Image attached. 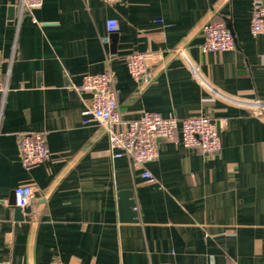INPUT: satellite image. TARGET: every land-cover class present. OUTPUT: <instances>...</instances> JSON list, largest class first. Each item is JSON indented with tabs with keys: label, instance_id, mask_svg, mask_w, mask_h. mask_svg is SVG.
<instances>
[{
	"label": "crops",
	"instance_id": "1",
	"mask_svg": "<svg viewBox=\"0 0 264 264\" xmlns=\"http://www.w3.org/2000/svg\"><path fill=\"white\" fill-rule=\"evenodd\" d=\"M17 1L0 0V264H264V112L211 97L175 51L183 47L219 90L264 99V34L249 31L254 0H43L19 21ZM209 21L231 30L233 49L200 50ZM146 51L163 59L136 83L125 56ZM108 68L124 119L203 114L218 122L221 149L205 155L159 139L145 164L152 182L112 157L104 130L83 121L91 95L80 89L84 74ZM30 131L46 133L49 157L26 168L17 136ZM23 184L33 198L16 211ZM123 190L135 221L120 219Z\"/></svg>",
	"mask_w": 264,
	"mask_h": 264
},
{
	"label": "built area",
	"instance_id": "2",
	"mask_svg": "<svg viewBox=\"0 0 264 264\" xmlns=\"http://www.w3.org/2000/svg\"><path fill=\"white\" fill-rule=\"evenodd\" d=\"M42 1L18 0V21L23 12L31 13L33 8L41 6ZM103 1L111 4L125 0ZM106 27L109 33L115 32L116 20L107 19ZM201 29L203 42L199 48L202 52L231 50L235 47L233 34L225 24L209 21L205 22ZM249 31L252 35L264 34V0L253 2ZM107 41L108 36L102 38V42ZM175 51L183 57L191 75L211 97L240 106L256 115L264 112V99L243 98L219 90L205 80L195 62L185 58L183 47L178 46ZM162 59L160 51L132 52L125 56V64L131 78L139 83L150 65L161 62ZM80 89L91 95L88 106L82 111L83 121L94 122L100 126L107 134L111 156H125L134 167L143 169L142 176L150 182L154 181V177L145 169V164L158 156L159 139L175 141L179 138L184 147L197 149L205 155H213L221 149L222 142L215 120L203 114L180 118L172 114L162 115L156 111H144L136 119H124L117 102L116 76L109 68L100 73L84 74ZM6 91V82L0 76V92L4 94ZM17 148L20 162L26 168L49 157L46 133L43 131L19 134ZM14 195L15 204L18 207H25L33 198L32 186L18 185L14 188Z\"/></svg>",
	"mask_w": 264,
	"mask_h": 264
},
{
	"label": "water",
	"instance_id": "3",
	"mask_svg": "<svg viewBox=\"0 0 264 264\" xmlns=\"http://www.w3.org/2000/svg\"><path fill=\"white\" fill-rule=\"evenodd\" d=\"M216 127L219 134L218 122H216ZM118 196H119L118 209H119L120 219L122 221H135L136 220L135 202L133 200L131 191L130 190L120 191ZM19 209L21 208L15 206L16 211H18ZM22 209L24 211H28L29 207H23Z\"/></svg>",
	"mask_w": 264,
	"mask_h": 264
}]
</instances>
